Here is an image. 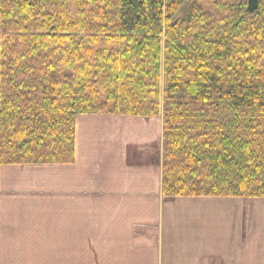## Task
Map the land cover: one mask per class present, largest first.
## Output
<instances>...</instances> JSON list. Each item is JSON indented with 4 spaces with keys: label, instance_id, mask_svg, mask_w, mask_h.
I'll return each mask as SVG.
<instances>
[{
    "label": "trees",
    "instance_id": "trees-1",
    "mask_svg": "<svg viewBox=\"0 0 264 264\" xmlns=\"http://www.w3.org/2000/svg\"><path fill=\"white\" fill-rule=\"evenodd\" d=\"M78 114L161 117L166 199L264 198V0H0V165Z\"/></svg>",
    "mask_w": 264,
    "mask_h": 264
},
{
    "label": "crops",
    "instance_id": "crops-1",
    "mask_svg": "<svg viewBox=\"0 0 264 264\" xmlns=\"http://www.w3.org/2000/svg\"><path fill=\"white\" fill-rule=\"evenodd\" d=\"M161 174V117L78 114L73 163L0 165V264H264V198Z\"/></svg>",
    "mask_w": 264,
    "mask_h": 264
},
{
    "label": "rangeland",
    "instance_id": "rangeland-1",
    "mask_svg": "<svg viewBox=\"0 0 264 264\" xmlns=\"http://www.w3.org/2000/svg\"><path fill=\"white\" fill-rule=\"evenodd\" d=\"M183 17V11L181 10L180 13L178 14V18H181ZM90 115H95V114H90ZM98 115H107V114H98ZM176 198V197H175ZM17 258L18 260L21 258V257H15ZM29 259H27L26 261H24L25 264H31L33 263L34 261H36V259L34 257H28ZM29 260V261H28ZM34 260V261H32Z\"/></svg>",
    "mask_w": 264,
    "mask_h": 264
}]
</instances>
